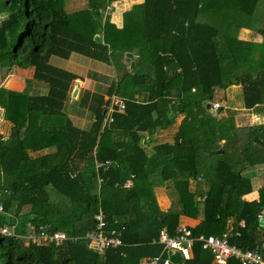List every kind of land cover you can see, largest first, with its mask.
<instances>
[{
  "label": "trees",
  "instance_id": "obj_1",
  "mask_svg": "<svg viewBox=\"0 0 264 264\" xmlns=\"http://www.w3.org/2000/svg\"><path fill=\"white\" fill-rule=\"evenodd\" d=\"M112 1L90 0L88 9L68 13L64 0H0V80L12 66L32 67L31 79L46 88L35 94L0 86L1 115L10 124L7 135L0 133V205L19 226L30 221L68 235L91 228L100 207L110 225L122 226L123 245L98 255L81 239L38 246L0 235V264H137L160 251L154 240L161 228L173 234L179 214L194 218L200 208L208 230L191 229L193 235L219 236L233 215L244 224L229 243L257 249L264 259L255 231L262 201L240 199L250 184L238 174L264 155V124L237 127L231 116H218L221 107H207L215 90L240 85L243 107L264 113V40L237 37L240 28L264 22L257 8L264 0H142L123 13L121 27L102 11ZM259 31L264 35V26ZM125 51L134 55L132 70L121 61ZM72 53L116 72L104 93L84 90L73 101L90 111L86 128L76 126L65 107L71 82L80 76L49 62ZM110 96L123 108L115 106L105 122ZM178 116L171 142L153 144L147 153L143 133L153 141ZM205 153L216 155V168L204 178ZM95 160L111 164L96 172ZM130 174L132 185L122 187ZM200 176L208 184L202 202L189 189ZM150 178L169 181L180 213L158 208ZM211 259L194 243L181 264Z\"/></svg>",
  "mask_w": 264,
  "mask_h": 264
},
{
  "label": "built area",
  "instance_id": "obj_2",
  "mask_svg": "<svg viewBox=\"0 0 264 264\" xmlns=\"http://www.w3.org/2000/svg\"><path fill=\"white\" fill-rule=\"evenodd\" d=\"M107 6L105 8L108 9ZM104 10V11H105ZM106 99V97L104 98ZM123 108V102L116 96H110L109 103L106 106L104 121H111L110 113L114 110ZM218 103H212L210 110H216ZM111 161H94V169L103 168L105 170ZM133 174H130L122 183V187L128 188L132 185ZM97 184L103 182V177L98 173L96 174ZM196 201L202 202L204 195L197 196ZM93 226L81 235H68L61 230H50L45 226H35L30 221H25L24 225L19 226L17 218L10 212L3 210L0 205V235L5 236H22L25 238L26 243L41 245H54L58 246L64 242H76L77 240H84L86 248L93 251L98 255H102L107 249H116L123 245L121 240V227L112 226L108 223L107 219L100 207L92 214ZM115 224L116 221L114 220ZM24 230L26 233H22ZM232 233L223 232L219 236L198 234L193 235L191 229L185 225H177L173 234H169L164 228L158 231L157 237L154 242L161 245L160 251L143 259L141 264H174L167 256L168 250L178 251L181 255V260L190 258L191 248L194 243H198L202 249L207 250L212 256L214 264H226L228 260H235L238 264H264V259L260 252L256 249H243L235 244L229 243L228 239Z\"/></svg>",
  "mask_w": 264,
  "mask_h": 264
},
{
  "label": "crops",
  "instance_id": "obj_3",
  "mask_svg": "<svg viewBox=\"0 0 264 264\" xmlns=\"http://www.w3.org/2000/svg\"><path fill=\"white\" fill-rule=\"evenodd\" d=\"M117 1H119V0H117ZM124 1L129 3L131 0H124ZM125 2L122 5L127 6L128 3L125 4ZM140 2H142V0H137V2H133V3L130 2V4L132 6V5L140 3ZM131 6H129L128 8H130ZM257 8L259 10H264V2L262 3V1H260V3H258V7ZM112 12H113V8L111 10V13H108L109 16L113 17L115 20H117V15H113L112 16ZM121 25H120V27H121ZM262 26H264V22L263 21L258 22L257 25H255L256 28H253V29L240 28L238 30V32H237V37L239 39H241V40H246V41L250 40V41H254V42H260V41L264 40V35L262 34L261 31H259V28H261ZM245 31L248 32L246 34L249 35L250 38H248L246 36ZM239 33H241V34L243 33L244 36L240 37ZM29 68H31V67L20 68V67H17V66H12L7 71L8 72L7 73L8 77L6 76L7 78H5V79H4V77H2V79L0 80V86L4 87L6 89H9V90H14V91H21V90L25 89L28 85L30 87L29 89H32V90L35 89L36 87L33 86L34 85L33 83L35 81H33L31 79L32 73H31L30 78L28 77V78L24 79L25 81L22 80L23 78L15 77V76L11 75V73H10V71H12V74H14L15 72L19 73L22 70L23 71L26 70V69L29 70ZM73 73H75V72H73ZM75 74H77V73H75ZM87 75H88L87 77H84L85 81L83 80L81 82V83L85 84V86L83 84V88H81V86H78L77 84H74L75 85L74 87L77 88V94L76 95H78L80 93V96H81V94L83 93L84 90H88L89 89V85L91 84V82H95L96 81V78L100 79L102 77L101 79L104 80L103 76H101V75L98 76V74H96L94 72H90ZM80 78H82V77L80 76ZM75 80L79 81V78L74 79V81ZM29 81H31V82L28 84ZM35 83H37V82H35ZM108 83H107V85H108ZM37 86H38V88L36 89V92H34L35 94H44L46 92V88H45V86L43 84L38 82ZM231 86H233V85H231ZM234 86L236 87L235 90L240 89V99H241V101H239L238 104L239 105L242 104V106L241 105L239 107L231 106L232 108H229L231 112H228L229 110H227L226 111L227 113H226L225 112L226 108H223L224 106L221 105L220 107L222 108V111L220 112V114H218V116H220V117L231 116L232 119H233L234 125L237 126V127L264 124V113L263 112L262 113H256V112L252 111L251 109L244 108L243 107V103H242V98H241L240 85H234ZM229 87L230 86L226 87L225 89H228ZM68 101H75L74 99H71L69 93H68L67 103H68ZM209 105H211V103L208 104V110H210L209 109ZM210 111H212V110H210ZM1 113H2V111L0 109V122H1V124L2 123H4V125L6 124L7 125L6 127L8 129L10 124H9L8 121H6L5 119L2 118ZM223 113H226V114H223ZM67 115L70 118L71 117L72 118L73 117L77 118V121H78L79 125H76V124L75 125L78 126V127L86 128L89 125V123H90V120H87V119H86L87 121L82 123V118L78 117V116H80V113L78 111H76L73 115H70L69 113H67ZM4 129H5V126H4L3 130H0V133H2L3 136L7 135V131H8V130L5 131ZM143 134L144 135H143L142 143H143V146H145V151L147 153H150L152 151L151 147H152L153 144H156V143H159V142H171V139H172V137L171 138H163V139H161L162 137L160 136L161 138L159 137L158 140L156 139V137H154V139H156V140L152 141L148 137L147 133L144 132ZM220 144H222V140L220 141ZM146 148H147V150H146ZM30 154H31V152H29V155ZM32 154H34V153H32ZM204 155L208 156L206 158V160H204V161H203V158L201 159V161H202L201 162V174L205 178L207 176H213L215 174L216 155L208 154V153H205ZM257 159H259V158H257ZM238 174H240L242 177L247 178L249 180V184H250V191L245 193V194H243V195H241L240 199H243V200L248 201V202L253 201V202H257V203H260L262 201L260 210L257 213L258 223H256L257 226L255 227V231L257 232L258 235H261L262 245H263V248H264V155H262L260 157L259 161H256L253 164L246 165L245 167H243L238 172ZM159 180L161 181V183H159L157 185L158 187L157 186L154 187V188L152 187L154 189L153 193H154V196H155L156 199H157V193H158L160 195L161 201H163V202L166 201V204H164V207L162 208L161 206H159L160 205L159 203H161L159 201V202H157L158 208L161 211L174 210V211H179V213H180V204H179V201H178V196H176L175 191L172 190V188L170 187L169 181L167 180L168 181L167 182L166 180H161V179H159ZM189 189L192 192H196L195 198L198 195L199 196H201V195L205 196V194H207L208 184L200 176V177H197L194 180H190L189 181ZM175 196H176V200H175ZM202 219H203V217H202V209L200 208L199 211H198V214L194 218L186 216V215H183V214H179L178 215V224L177 225H185V226L189 227L190 229H192V230H194L196 232H199L200 229H202L204 231H207L208 230V225H206L203 222ZM243 224H244V222H243L242 219L237 221L236 218L233 215H230V216H228L226 218L225 232L234 233L235 235H237L238 234L237 233L238 227H242ZM233 231H235V232H233ZM146 257H148V256L141 257L138 260L137 264H141L143 259H145ZM190 257H191V254H190ZM183 261L184 260H181L178 264H181ZM210 264H214L212 262V259H211Z\"/></svg>",
  "mask_w": 264,
  "mask_h": 264
},
{
  "label": "rangeland",
  "instance_id": "obj_4",
  "mask_svg": "<svg viewBox=\"0 0 264 264\" xmlns=\"http://www.w3.org/2000/svg\"><path fill=\"white\" fill-rule=\"evenodd\" d=\"M89 2H90V0H64V9L68 13H74L76 11L85 10V9L89 8ZM124 2H125L124 0H121V1L120 0L119 1L113 0L109 5H107L109 7L108 9H106L105 11L102 10V11H104L103 13L106 14V13H111V10L113 8L112 16L117 15V20L118 19L119 20L117 21L113 17L109 16V22L113 23L116 27H120V25L122 24V17L124 15L123 13L126 10H129L131 8V7L128 8L129 6H131L130 2L131 3L137 2V0H134V1L131 0L129 3L125 2V4L128 3L127 6L122 5V4H124ZM246 33H248V32L245 31V34ZM239 36L241 37L244 35H243V33L242 34L239 33ZM246 36L248 38H250L249 35L246 34ZM125 52H129V51H125ZM130 60H131V58H126L124 56V53H123V58L121 59V61L123 62L124 66L128 69H129L128 64H129ZM49 62L52 65H55L57 67L69 70L71 72H75L79 76L82 77L81 79H79V81L72 80L71 87L69 90V95L71 94V91L75 86L74 84H77L78 86H81V88H83L84 83H81V82L83 80L85 81L84 77H87L88 76L87 74H89L90 72H94V73L98 74V76L101 75L104 77V80L101 79L102 78L101 77L100 79L96 78L95 82H91V84L89 85V89H88V91H90V92L104 93L107 83L108 82L110 83L111 81H113L115 79L116 72L111 65L90 59V58L85 57L83 55H80L78 53L70 54V56L67 59L60 58L57 56H51L49 59ZM32 70L33 69L31 67V68H29V70L28 69H26L24 71L22 70L19 73L15 72L14 74H12V71H10V73H11V75H13L15 77L23 78L22 80L25 81L24 80L25 78H28V77L30 78ZM7 73L3 76L4 79L8 77ZM33 84H34L33 86L36 87L35 89H33V90L29 89V85H28L26 87V90L27 91L29 90V92H31V93L36 92V89L38 88L37 83L34 82ZM84 86H85V84H84ZM235 88L236 87L233 85V86H230L228 89H225V90H221V91L215 90L213 92V98H215V99L212 100L211 104L212 103H218V107L223 105L224 106L223 108H226L225 112L227 110H229L228 112H231L229 109V108H232L231 106H235V107H239L240 105L242 106V104H240V105L238 104V102L241 101L240 89L235 90ZM78 97H80V93L78 95H76L75 97H71V99L77 100ZM105 97H106V95H103V99ZM72 102L73 101H68V103L66 104V106H65L66 107V113L73 115L76 111H78L80 113V116H78V117L82 118V123L87 121V120H90V115H91L90 111L86 110V108H84V107L81 108V106H79L76 102H73V103ZM209 106L211 107V105H209ZM207 107H208V105H207ZM213 111H215V109L212 110V112ZM226 113H223V114H226ZM71 119L74 122V124L79 125L77 118L71 117ZM180 120H181V116H178L175 120V123L170 128L157 132L155 134L156 139L158 140L160 136L162 137V138L160 137L161 139L171 138L172 134L177 129V126H178V123L180 122ZM4 126H5L4 130L7 131L8 130L6 127L7 125L6 124L4 125V123L1 124V122H0V130H3ZM146 150H147V148H146ZM30 156L31 157L35 156V154L31 153ZM149 182L151 183V187H153V188L156 187L159 183H161V181L156 179V178L155 179L150 178ZM153 188H152V191L154 190ZM175 194H176V196H178L176 192H175ZM153 195H154V193H153ZM176 196H175V200H176ZM154 198H155V196H154ZM155 201H156V204H157V202L160 201L161 203H159L160 204L159 206H161L162 208L164 207V204H166V201L165 202L161 201L160 195L158 193H157V199L155 198ZM89 251L93 252L91 250H89Z\"/></svg>",
  "mask_w": 264,
  "mask_h": 264
},
{
  "label": "water",
  "instance_id": "obj_5",
  "mask_svg": "<svg viewBox=\"0 0 264 264\" xmlns=\"http://www.w3.org/2000/svg\"><path fill=\"white\" fill-rule=\"evenodd\" d=\"M93 40L95 42H98L99 41V35L95 34L93 36ZM124 56L126 58H132L134 55L131 52H124ZM128 67H129V70H132V68H133V60L132 59L129 61ZM76 94H77V88L74 87L71 91L70 97H75ZM217 152L220 153L221 150H217ZM167 256H168V259L174 264H178L181 261V255L179 254L178 251L168 250Z\"/></svg>",
  "mask_w": 264,
  "mask_h": 264
}]
</instances>
